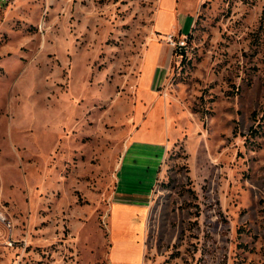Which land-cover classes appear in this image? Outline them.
I'll list each match as a JSON object with an SVG mask.
<instances>
[{
	"label": "rangeland",
	"instance_id": "obj_1",
	"mask_svg": "<svg viewBox=\"0 0 264 264\" xmlns=\"http://www.w3.org/2000/svg\"><path fill=\"white\" fill-rule=\"evenodd\" d=\"M158 3L0 1V264H107L125 233L109 218L114 173ZM178 3H194L193 22L157 88L176 135L142 264H264V0Z\"/></svg>",
	"mask_w": 264,
	"mask_h": 264
},
{
	"label": "crops",
	"instance_id": "obj_2",
	"mask_svg": "<svg viewBox=\"0 0 264 264\" xmlns=\"http://www.w3.org/2000/svg\"><path fill=\"white\" fill-rule=\"evenodd\" d=\"M179 0H159L153 15V36L143 49L134 92L130 128L114 173L115 186L110 203V221L125 228L114 238L107 264H142L144 221L158 169L170 139L176 135L173 116L166 99L158 92L172 57V48L163 39L182 32L183 21L192 20L193 5L182 10ZM184 9V8H183ZM183 15L180 17L181 14ZM163 72V74H162ZM147 168L148 177L142 181Z\"/></svg>",
	"mask_w": 264,
	"mask_h": 264
},
{
	"label": "built area",
	"instance_id": "obj_3",
	"mask_svg": "<svg viewBox=\"0 0 264 264\" xmlns=\"http://www.w3.org/2000/svg\"><path fill=\"white\" fill-rule=\"evenodd\" d=\"M0 1H5V0H0ZM186 35H182L181 38L176 39L175 35L173 33H168L166 35V40L167 43L171 46L172 51L174 50V53H179V51L184 48L185 44H186ZM1 219L7 223L8 225L10 224V222L8 221V219H6L4 216H1Z\"/></svg>",
	"mask_w": 264,
	"mask_h": 264
}]
</instances>
